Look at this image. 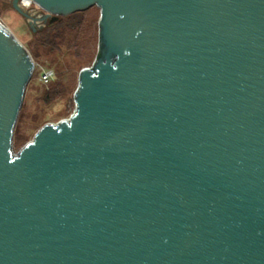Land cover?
<instances>
[{"label": "water", "instance_id": "95a60500", "mask_svg": "<svg viewBox=\"0 0 264 264\" xmlns=\"http://www.w3.org/2000/svg\"><path fill=\"white\" fill-rule=\"evenodd\" d=\"M34 1L98 5L99 52L16 153L35 63L0 21V264H264V0Z\"/></svg>", "mask_w": 264, "mask_h": 264}, {"label": "rangeland", "instance_id": "374dc122", "mask_svg": "<svg viewBox=\"0 0 264 264\" xmlns=\"http://www.w3.org/2000/svg\"><path fill=\"white\" fill-rule=\"evenodd\" d=\"M20 5L23 13L15 7L14 0H0V21L29 49L35 63L14 128L16 153L33 140L45 124L58 123L74 113L80 72L94 64L99 52L101 17L98 5L61 15L59 19L63 22L60 28L57 26L63 31L56 37L50 19L43 22L33 18L43 15L40 10L25 7L21 0ZM50 28L51 34H45ZM42 68L53 69L56 73L48 84L42 80ZM58 85H62L59 95L46 101V91Z\"/></svg>", "mask_w": 264, "mask_h": 264}, {"label": "trees", "instance_id": "16d2710c", "mask_svg": "<svg viewBox=\"0 0 264 264\" xmlns=\"http://www.w3.org/2000/svg\"><path fill=\"white\" fill-rule=\"evenodd\" d=\"M60 19L54 21V23L52 22V24H51L53 26V28H54L53 29L54 30L53 33L56 35V37H57V35L59 36V34L63 31V30L59 31L60 30L59 29L60 28L59 25L61 24V21L63 22V19L62 20H60ZM57 24H58L59 28H58ZM51 32H52V29L50 28V31L45 33V34H49V33L51 34ZM45 34H44V37H46ZM48 36H50V35H48ZM64 37L66 38L67 36H64ZM61 88H62V85H58V86H56L54 88H50L48 91H46V93L44 95V99L46 101H49V100L53 99L54 97L58 96L60 91H61Z\"/></svg>", "mask_w": 264, "mask_h": 264}, {"label": "built area", "instance_id": "2783aa9c", "mask_svg": "<svg viewBox=\"0 0 264 264\" xmlns=\"http://www.w3.org/2000/svg\"><path fill=\"white\" fill-rule=\"evenodd\" d=\"M23 2V0H21V3ZM31 9H37L40 10L41 15L44 14L45 10L43 8H41L34 0H32V3L30 5ZM41 77L44 83L48 84L50 83L53 78L56 76V73L53 69H49V68H42L41 69Z\"/></svg>", "mask_w": 264, "mask_h": 264}, {"label": "bare ground", "instance_id": "6f19581e", "mask_svg": "<svg viewBox=\"0 0 264 264\" xmlns=\"http://www.w3.org/2000/svg\"><path fill=\"white\" fill-rule=\"evenodd\" d=\"M32 3V0H23L22 5H24L25 7H30Z\"/></svg>", "mask_w": 264, "mask_h": 264}]
</instances>
